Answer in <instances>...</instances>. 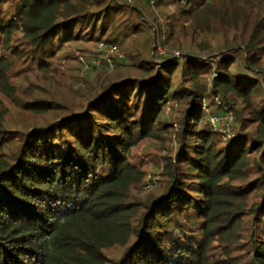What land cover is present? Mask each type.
<instances>
[{
	"label": "trees",
	"instance_id": "trees-1",
	"mask_svg": "<svg viewBox=\"0 0 264 264\" xmlns=\"http://www.w3.org/2000/svg\"><path fill=\"white\" fill-rule=\"evenodd\" d=\"M150 2L0 0V264H264V0ZM84 43L116 73L59 100L63 61L110 69Z\"/></svg>",
	"mask_w": 264,
	"mask_h": 264
},
{
	"label": "rangeland",
	"instance_id": "rangeland-1",
	"mask_svg": "<svg viewBox=\"0 0 264 264\" xmlns=\"http://www.w3.org/2000/svg\"><path fill=\"white\" fill-rule=\"evenodd\" d=\"M99 45V44H98ZM95 48V44L94 43H84L82 45H79L77 47V49H81L84 50V54L90 55L92 51H96L97 52V47ZM66 48V52L65 55H72V53L74 54L73 56H79L80 52L76 49H70L68 47ZM120 51V50H119ZM163 49L160 50V53H162ZM121 54V59H122V52L120 51ZM178 54V55H177ZM175 57H180V53H174ZM104 56L106 57V55L104 54ZM102 55L103 59H106ZM165 56H167L165 54ZM79 58L81 59V57L79 56ZM94 61V60H93ZM91 61V63L93 62ZM98 61V60H96ZM100 62V63H99ZM99 66H97L98 68H96V70L94 69L93 71H98L97 74H92V76L89 78L90 81H85V70H83L81 72V70H79L80 66L77 64V61L75 59H72V57H70L67 62L63 61V75L61 77H59L57 79V87H53V88H49V90H51L52 93H54V95L57 96V99L61 100L63 99L61 96L66 97L69 94H75V92H83L86 91V89H90L92 87H95L96 85V81H100L101 79L105 78V75H109V74H114L116 73V69L114 66H109L110 69H105V66H103V62L102 61H98ZM108 63V62H107ZM85 65V64H84ZM109 65V64H108ZM104 67V68H103ZM84 73V74H83ZM94 75V76H93ZM99 78V79H98ZM98 79V80H97ZM42 85H46L47 83H41ZM61 85H64V90L61 89L62 93L61 95H59V87ZM76 95V94H75ZM215 103L217 104L218 101L215 100ZM204 108H206V106L204 105ZM215 108H209L208 113H211L212 110H214ZM10 117L9 120L14 122L15 120H19L20 124H27L30 122V120L28 119V117L26 115H22L20 114L19 117V113L16 111H13V109H10ZM218 128L222 131H227V125H225L224 123L219 125ZM167 142V141H166ZM159 144L155 143V141L152 140H144L143 142L139 143L137 145V147H135L132 150V157L133 160L138 162L139 165L142 166V169L146 172V179L144 181V185L142 186V188L140 189V195L138 196V199H143L144 197H146V195L152 193V191H155L156 187L159 185V181H161L162 176H161V164H163L162 162V158L164 155H166V150H160L159 149ZM165 147H170V149H172V151H174L176 149V145L171 146V144H169L168 142L165 144ZM125 248L123 249H113L111 251L108 252L109 256L112 259H118L122 256V254L124 253Z\"/></svg>",
	"mask_w": 264,
	"mask_h": 264
},
{
	"label": "built area",
	"instance_id": "built-area-1",
	"mask_svg": "<svg viewBox=\"0 0 264 264\" xmlns=\"http://www.w3.org/2000/svg\"><path fill=\"white\" fill-rule=\"evenodd\" d=\"M155 0H151V4L154 2ZM97 52L101 53L103 56L104 54L106 55V60L109 64V66H113L112 61L110 60V57H119L121 58V54L119 49L116 46L113 45H104L102 43H100L97 47ZM178 55V54H177ZM100 61V60H98ZM98 61L94 60L91 65H85L84 66V70H85V74L88 76H91L92 74H94V69L96 70V68H98L97 66H99ZM208 121L210 123L211 126H213L214 128H218L219 125L221 124H225V125H229L233 122V116L231 113H227L225 115H221V116H210L208 118Z\"/></svg>",
	"mask_w": 264,
	"mask_h": 264
}]
</instances>
